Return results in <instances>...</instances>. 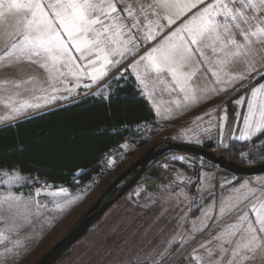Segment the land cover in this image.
<instances>
[{
  "label": "rangeland",
  "instance_id": "374dc122",
  "mask_svg": "<svg viewBox=\"0 0 264 264\" xmlns=\"http://www.w3.org/2000/svg\"><path fill=\"white\" fill-rule=\"evenodd\" d=\"M204 6L203 3H196V7L174 18L175 22L172 24H168L166 19L162 20L164 27L155 29L158 33L156 39L143 44L138 40L139 50L134 55L127 56L119 66L110 70L106 77L88 88L83 85L90 83V80L84 78L80 82L81 86L73 88L71 92L56 93L58 97H67L66 99H48L47 103L43 99H33L34 96L44 95L41 92L42 88H48L47 72L40 64L29 60L20 62L7 58L0 60V125L85 95L97 94L107 86L112 76H124L120 72H125L124 77L134 78L141 88L140 81L131 72L129 65L156 47L170 32L190 20ZM9 42L0 39V55H3L6 50L5 44ZM193 47L195 50V46ZM255 48L258 53L257 69L264 72V67H260V63H264V45L257 44ZM73 55L78 57L79 54L73 52ZM228 66L236 71L229 72L232 74L246 71L243 59L236 60ZM167 77L171 78V74L163 76L160 85L154 84L153 88L158 93L162 89L164 92L172 90L171 85L165 83H169ZM225 79L221 72L220 80ZM63 80H67V85L62 82ZM5 81L8 83L4 84ZM74 83V79L67 76L61 78L56 87L71 88ZM259 83H264V79L253 72L248 79L236 81L226 90L219 91L220 84L212 72H196L195 81L189 82L188 86L195 90V102L186 98L192 94L193 90L189 89L185 92L184 100L181 98L180 101L174 102V106L179 107L176 114L168 110V118H162L160 122L157 117V121L152 123L150 128L141 131L142 135L131 141L130 136L116 152L108 154L113 160L106 174L100 173V170L96 181H90L76 191L63 187L68 190L70 196L82 197L67 212L61 213L56 207L67 197L63 194L57 196L51 194L60 187L43 185L42 182L40 184L38 179L23 174L17 168L0 170V195L12 192L22 197L10 217L18 226L16 230L9 233L7 229L11 227V223L8 225L0 223V230H4L8 235L7 240L0 242V264H34L76 225L114 179L159 142L165 143L170 140L201 147L203 143L210 142L214 144L210 150L221 153L223 149L230 147L234 140L248 141L239 138L243 130L242 116L247 109L245 106H236L234 101L242 96L246 97L249 90ZM141 90L144 93L142 88ZM24 101L39 103L41 107L26 108L19 114H12L6 105V102L19 105ZM162 103L167 108L171 107L167 101ZM225 108L228 116L226 122L222 120ZM236 113H240V117H236L237 124L234 125L233 118ZM9 115L10 119H3ZM244 152L241 148L240 153ZM152 165L158 167L160 175L153 178L145 172L135 186L115 202L87 234L55 264H229L232 249L235 247V243L230 241L238 240L242 232V228L238 229V234L233 236L231 234L233 229L229 226L236 225L239 217L245 214L255 217L256 212L251 211L252 205H256L258 211H264L260 207L264 204V195L261 191L258 190L248 200L237 204L241 199V193L246 190H241V193H234L232 190L245 181L249 182L251 188L259 189V181L264 180V173L252 177L235 175L202 157L181 151L168 152L153 162L149 168ZM13 174H18L23 179L19 181L10 179ZM126 180L120 182L118 186L124 184ZM37 190H40L39 195ZM111 196L110 194L109 197ZM33 199L39 202V206L31 203ZM226 204H237V207L226 209L224 215H221L220 209ZM17 240L19 244L15 243Z\"/></svg>",
  "mask_w": 264,
  "mask_h": 264
},
{
  "label": "snow or ice",
  "instance_id": "6c2138e0",
  "mask_svg": "<svg viewBox=\"0 0 264 264\" xmlns=\"http://www.w3.org/2000/svg\"><path fill=\"white\" fill-rule=\"evenodd\" d=\"M196 3L205 6L129 65L141 85L147 88L149 81L160 82L163 76L170 73L172 80L180 85V91L188 92L189 82L199 70V65L206 63L210 68L219 65L223 70L239 59L245 61V72H223L225 80H220V71L212 72L220 84L219 91L226 90L236 81L248 79L253 72L264 79V72L257 69L258 53L255 48L257 44L264 45V0H0V39L10 41L5 44L6 50L0 55V60H29L40 64L47 72L48 88H42L44 95L34 96L33 99H43L45 103L48 99H66L58 97L56 93L71 92L73 88L81 86L84 78H89L90 83L83 86L91 87L127 56L134 55L139 50L138 40L140 44L155 40L158 35L155 29L164 27L162 20L166 19L168 24H172L174 18L196 7ZM205 49H209L212 55L209 56ZM73 52L78 53V57ZM197 52L203 57L202 61L195 58ZM140 64H143V73L137 69ZM260 67H264V63H260ZM67 76L74 79V85L63 89L56 87L57 82ZM62 82L67 85V80ZM186 98L195 102L194 90ZM234 103L247 109L242 116L243 130L239 138L249 140L258 133L264 134V83L252 87L246 97L242 96ZM6 105L12 114H19L26 108L41 107L39 103L28 101L19 105L6 102ZM223 111L222 120L226 122L227 109ZM236 117H240V113H236L233 124L237 122ZM10 118V115L3 117ZM10 179L19 181L23 177L13 174ZM259 184V189H255L245 181L233 189L234 193L246 190L241 193L237 204L248 200L258 190L264 195V180H260ZM51 194L67 197L62 204L56 205L61 213L67 212L82 199L79 195L70 196L63 187ZM21 200V196L12 192L0 195V223H11L7 229L9 233L18 227L10 217ZM31 203L39 206L35 199ZM237 204L222 206L221 215L226 209L237 207ZM260 207L264 209V204ZM251 211L256 212L255 217L245 214L239 217L236 225L229 226L233 229V236L242 228L240 238L230 241L235 243V247L229 264H257V261L264 264V211H258L256 205H252ZM7 239L5 231L0 230V242ZM15 243L20 242L17 240Z\"/></svg>",
  "mask_w": 264,
  "mask_h": 264
},
{
  "label": "trees",
  "instance_id": "16d2710c",
  "mask_svg": "<svg viewBox=\"0 0 264 264\" xmlns=\"http://www.w3.org/2000/svg\"><path fill=\"white\" fill-rule=\"evenodd\" d=\"M156 121L151 102L134 78L114 75L97 94L1 124L0 170L17 168L54 187L94 182L100 162L121 147L129 125ZM140 135L131 132L129 140ZM213 145L202 144L208 149ZM241 148L246 155H241ZM221 153L243 165L264 162V134L245 142L234 140Z\"/></svg>",
  "mask_w": 264,
  "mask_h": 264
},
{
  "label": "water",
  "instance_id": "95a60500",
  "mask_svg": "<svg viewBox=\"0 0 264 264\" xmlns=\"http://www.w3.org/2000/svg\"><path fill=\"white\" fill-rule=\"evenodd\" d=\"M177 151L202 157L211 164L235 175L251 177L264 173V162L254 165H243L235 160L227 158L222 153L199 145L170 140L165 143L159 142L145 151L143 155L138 157L126 170L114 179L98 201L85 213L76 225L47 250L34 264H55L79 239L87 234L90 228L103 217L115 202L135 186L145 172L148 176L153 178L160 175V171L156 165H152L149 168L153 162L168 152ZM124 180H126V182L118 186L120 182ZM115 188H117L116 192L109 197L110 192Z\"/></svg>",
  "mask_w": 264,
  "mask_h": 264
},
{
  "label": "crops",
  "instance_id": "0c3cea01",
  "mask_svg": "<svg viewBox=\"0 0 264 264\" xmlns=\"http://www.w3.org/2000/svg\"><path fill=\"white\" fill-rule=\"evenodd\" d=\"M206 53L211 56V51L209 49H205ZM197 60H203L202 58L203 57H199L198 53L195 57ZM215 59V57H213V60ZM136 61V60H135ZM210 68L208 65L206 66V63L205 64H201L199 65V70L197 72H213V71H220V72H236L234 71L230 66H227L225 68H223V70H221L220 66L218 65H214L213 67H211L210 69H207ZM137 69L138 71L141 73V72H144V67H143V64L141 65H137ZM132 72V70H131ZM134 76H136L135 73H133ZM153 76L155 74H152ZM137 77V76H136ZM168 78V82H165L166 85L170 84L171 87H172V90L170 92L166 91L164 92L163 89L159 91V93L155 90L154 87V84L155 85H160L161 81L160 82H156L155 80H152V81H149L148 82V87L145 88L143 85H141V88L143 89L145 95L147 96V98L150 100V102L152 103L154 109H155V112H156V115L158 117V120L161 122L164 118H168V110H172L173 111V114H176V109H179V107L177 106H174V102L176 101H180L181 98L184 100L185 98V92H182L180 91V85L176 84L175 81L172 80V78L170 77H167ZM196 79V75L193 77V79L191 81H195ZM190 81V82H191ZM163 86V85H162ZM159 87V86H157ZM189 89H192L194 90V88H189ZM149 90V91H148ZM195 91V90H194ZM157 103H156V102ZM162 101H167L169 106V108L165 107L162 103ZM231 117V116H230ZM232 119V117H231ZM230 122V120H229ZM231 124V122L229 123ZM237 124V123H236ZM234 124V125H236Z\"/></svg>",
  "mask_w": 264,
  "mask_h": 264
},
{
  "label": "built area",
  "instance_id": "2783aa9c",
  "mask_svg": "<svg viewBox=\"0 0 264 264\" xmlns=\"http://www.w3.org/2000/svg\"><path fill=\"white\" fill-rule=\"evenodd\" d=\"M120 73L125 76V72H120ZM151 124L152 123H150V122H141V123H136V124H133V125H129L130 132L125 134L124 139L125 140L128 139L130 137L131 132L139 133V132H141L143 130H146V129L150 128ZM112 160H113L112 157H110L108 155L102 162H100V165H101V172L100 173L106 174L108 172V170H110ZM75 175H78V172H75ZM41 182H42L43 185H48L49 184L45 178L42 179ZM89 183H90V180H86L84 183H80L79 181H77L76 182V184H77L76 186H73V187L62 186V187H66L68 189H71V191H76L81 186H84V185L89 184Z\"/></svg>",
  "mask_w": 264,
  "mask_h": 264
},
{
  "label": "bare ground",
  "instance_id": "6f19581e",
  "mask_svg": "<svg viewBox=\"0 0 264 264\" xmlns=\"http://www.w3.org/2000/svg\"><path fill=\"white\" fill-rule=\"evenodd\" d=\"M125 137V136H124Z\"/></svg>",
  "mask_w": 264,
  "mask_h": 264
}]
</instances>
